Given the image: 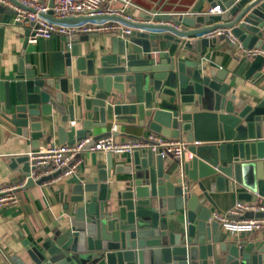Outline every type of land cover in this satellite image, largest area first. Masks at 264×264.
<instances>
[{
	"label": "water",
	"instance_id": "1",
	"mask_svg": "<svg viewBox=\"0 0 264 264\" xmlns=\"http://www.w3.org/2000/svg\"><path fill=\"white\" fill-rule=\"evenodd\" d=\"M217 6L222 14H211ZM3 7L0 69L14 16ZM46 18L68 25L116 20L133 30L124 37L119 32L110 53L105 47L85 53L83 44L97 35H74L54 55L52 72L38 73L21 53L13 78L0 79V122L30 139L33 149L44 137L73 145L94 129L139 126L186 139L194 157L168 164L151 150L135 152L127 162L112 154L101 161L93 153V178L73 188L63 229L39 247L25 243L33 264H264V243L234 241L211 220V207L218 208L214 192L235 193L244 202L264 200V90L245 93L249 98L236 94L225 83L228 71L186 55L203 57L220 42L240 50L227 36L205 37L229 29L243 50L261 52L247 58L245 74L246 80L260 78L264 0H196L184 16L153 11L142 24L108 17L55 20L52 13ZM78 107L96 119L79 117ZM8 168L23 179L31 170L28 156L10 157ZM50 180H30L26 187Z\"/></svg>",
	"mask_w": 264,
	"mask_h": 264
},
{
	"label": "crops",
	"instance_id": "2",
	"mask_svg": "<svg viewBox=\"0 0 264 264\" xmlns=\"http://www.w3.org/2000/svg\"><path fill=\"white\" fill-rule=\"evenodd\" d=\"M195 2L196 0H133L127 11L134 18V23L142 24L145 22L143 15L153 11H157V14H182L190 11ZM4 11L9 12L7 8H4ZM1 18L2 16H0ZM106 21L118 24L123 29L128 26L116 20L84 21L69 25ZM14 24L12 17V27L5 31L0 79L13 78L17 59L21 53H24L26 65L35 66L38 73L52 72L54 55L66 50L67 39L61 36H53L48 40H40L37 44H28L26 47L25 31L27 28L15 27ZM183 28L187 31L194 30V28ZM96 35L97 38L83 44L85 53L93 50L99 52L104 47L110 53L113 39L119 36L113 32ZM186 55L189 59L199 60L212 69L228 71L225 83H230L233 87L232 91L236 94L249 98L248 95L244 94H257L264 90V70L260 78L246 80L245 74L251 62L247 59L249 57L244 56L240 50L235 51L230 48L226 42H220L214 48H207L203 57H198L192 51L186 52ZM81 111L82 108L78 107L77 115L79 117L83 115V119H96ZM78 127L80 128L81 125ZM16 131V128L0 122V186L22 183L21 174L8 168L10 157L26 155L38 150L32 148L30 139L17 135ZM113 131H115L114 135L117 140L121 142L143 141L152 133L139 126L108 125L102 129H94L89 138L101 140L112 135ZM52 145H60L56 137L51 143H47L45 137L39 140V149L50 148ZM105 156V154L98 153V158L101 161L104 160ZM117 158L127 162L130 156L125 155ZM82 159L83 163L76 176L57 185L46 183L32 187L25 185V187L15 191L20 200L18 205L0 209V264H33L26 251L25 243L39 247L47 240L54 239L56 234L63 229L66 218L65 207L70 201L73 188L77 184L90 182L93 178V153L85 152ZM166 160L168 164L176 162L173 159ZM238 191L244 190L239 189ZM212 197L218 206L216 209L211 207L212 214L227 212L238 201L235 193L217 194L214 192ZM257 202H264V200L258 199ZM220 231L234 241L247 242L252 246L264 243V231L241 235H232L221 229Z\"/></svg>",
	"mask_w": 264,
	"mask_h": 264
},
{
	"label": "built area",
	"instance_id": "3",
	"mask_svg": "<svg viewBox=\"0 0 264 264\" xmlns=\"http://www.w3.org/2000/svg\"><path fill=\"white\" fill-rule=\"evenodd\" d=\"M133 0H0V4L13 11L14 22L21 23L31 30L28 38L29 44H37L40 40H48L53 36L65 37L71 40L74 35L106 34L109 32H122V37L131 34V27L126 29L106 22H89L75 25L61 24L46 18L52 13L55 20L78 18H120L134 23V18L127 11ZM211 14H222L220 6L210 10ZM172 14L175 17L184 16ZM97 21V20H92ZM31 23H34L32 26ZM227 36L233 44L246 57L258 55L257 51H245L231 34L229 29H219L205 35L206 38ZM70 47L71 44L68 43ZM106 136L101 140L86 138L73 145L60 144L46 149H38L26 154L30 162L29 175L24 177L18 185L0 186V209L16 206L19 197L15 193L25 187L30 180L37 182L45 177H52L46 184H61L67 179L76 176L83 163L82 156L85 152L112 154L118 157L131 156L138 151L159 153L164 159H173L179 164L192 160L194 154L190 151L191 144L186 139L166 138L162 135L151 133L143 141L134 140L121 142L114 135ZM94 142L90 148L87 146ZM251 215V216H250ZM219 224L220 229L232 235L251 234L264 231V202L236 201L227 212H215L211 218Z\"/></svg>",
	"mask_w": 264,
	"mask_h": 264
}]
</instances>
